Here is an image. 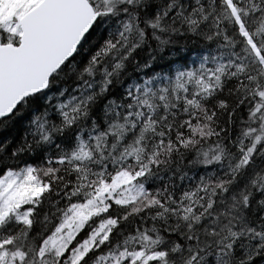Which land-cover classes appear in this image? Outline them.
Instances as JSON below:
<instances>
[{"label": "snow or ice", "instance_id": "obj_1", "mask_svg": "<svg viewBox=\"0 0 264 264\" xmlns=\"http://www.w3.org/2000/svg\"><path fill=\"white\" fill-rule=\"evenodd\" d=\"M0 134V264H264V0H0Z\"/></svg>", "mask_w": 264, "mask_h": 264}, {"label": "trees", "instance_id": "obj_2", "mask_svg": "<svg viewBox=\"0 0 264 264\" xmlns=\"http://www.w3.org/2000/svg\"><path fill=\"white\" fill-rule=\"evenodd\" d=\"M204 52L203 42L189 44L186 51H177L175 55L172 52H166L165 56L167 59L154 65V68L156 71L167 72L169 67H175L178 64H187L189 67H192L193 61H197L198 65V59ZM2 135L0 134V136Z\"/></svg>", "mask_w": 264, "mask_h": 264}]
</instances>
